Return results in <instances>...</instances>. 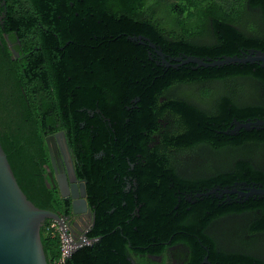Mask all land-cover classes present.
Wrapping results in <instances>:
<instances>
[{"label":"trees","instance_id":"obj_1","mask_svg":"<svg viewBox=\"0 0 264 264\" xmlns=\"http://www.w3.org/2000/svg\"><path fill=\"white\" fill-rule=\"evenodd\" d=\"M235 1L0 0V145L13 175L35 206L70 216L47 175L45 138L63 131L94 214L89 243L63 264H140L176 244L189 264H264L221 249L214 230L238 222L247 242L264 239V195L238 192L264 187V64L176 61L264 51V0ZM40 236L57 264V223Z\"/></svg>","mask_w":264,"mask_h":264},{"label":"water","instance_id":"obj_2","mask_svg":"<svg viewBox=\"0 0 264 264\" xmlns=\"http://www.w3.org/2000/svg\"><path fill=\"white\" fill-rule=\"evenodd\" d=\"M132 39H139L140 43L147 41L150 47L156 49L158 54L162 55L161 50L157 49L149 38L139 36ZM12 51L15 56H18L16 51ZM176 61H178L177 65L194 63L197 66H221L239 62H259L264 64V51L251 49L245 55L222 56L214 60L210 58L205 60L197 56H186L184 58L178 57ZM255 124L264 125V121L258 120ZM251 125L252 122L246 124L237 123L234 130H238L240 127L249 128ZM45 142L52 167V171H48L47 174L48 183H54L55 180L60 195L63 198L69 197L71 200L70 215L79 216L89 213L92 215L93 225L94 214L86 201L85 183L76 177L71 152L64 132L58 131L46 136ZM58 152H60V155H58ZM60 162H62V166ZM58 170H60V173H58ZM226 191L236 192L237 190ZM238 192L246 197L264 195V187H246L243 191ZM46 219L53 220L63 230L65 235V257L78 246L89 243L86 237L88 230L82 231L76 221L67 223L64 217L53 211L35 206L27 198L18 185L6 154L0 145V264H47L40 236L41 225ZM79 232L81 234H78Z\"/></svg>","mask_w":264,"mask_h":264},{"label":"rangeland","instance_id":"obj_3","mask_svg":"<svg viewBox=\"0 0 264 264\" xmlns=\"http://www.w3.org/2000/svg\"><path fill=\"white\" fill-rule=\"evenodd\" d=\"M230 1L236 2L235 0ZM238 9L240 11V21L244 23V27L247 30H254L259 33L261 24L258 17L250 15L243 7H239ZM189 91L193 92V89L191 88ZM198 159L204 160V157L200 156ZM260 161L263 160L260 159ZM214 230L220 245L239 251L255 252L257 255L264 257V239H259L254 243L247 242L244 239V227L242 224L238 222H224L216 226Z\"/></svg>","mask_w":264,"mask_h":264},{"label":"flooded vegetation","instance_id":"obj_4","mask_svg":"<svg viewBox=\"0 0 264 264\" xmlns=\"http://www.w3.org/2000/svg\"><path fill=\"white\" fill-rule=\"evenodd\" d=\"M58 155H60V152H58ZM60 164L62 166V162H60ZM50 167H51V164H50ZM49 171H52V167L50 168ZM58 173H60V170H58ZM53 178H54V174H53ZM51 184L52 186H57L55 180H54V183H51ZM212 191H215V190H212ZM66 198H69V197H66ZM65 220L67 223L68 222L72 223L73 221H76L82 231H85V230L89 231V229L92 226V215L89 213H84L79 216L70 215V216L65 217ZM78 234H81V233L79 232ZM219 247L225 251H239V250L225 247L220 244H219ZM252 254L257 255L255 252H252ZM143 258L144 260L140 262V264H189V249L183 244L170 245L162 254H146L143 256ZM132 263L139 264L136 262V260H132ZM201 264H215V263H212L209 260L208 255H205L203 257Z\"/></svg>","mask_w":264,"mask_h":264},{"label":"built area","instance_id":"obj_5","mask_svg":"<svg viewBox=\"0 0 264 264\" xmlns=\"http://www.w3.org/2000/svg\"><path fill=\"white\" fill-rule=\"evenodd\" d=\"M58 225V224H57ZM58 230H59V236H60V251H61V255H60V258L57 260V264H63L65 259L68 258L71 253L76 250L77 248L81 247V246H78L76 249H74L68 256H64V248H65V235L63 233V230L60 228V226L58 225Z\"/></svg>","mask_w":264,"mask_h":264}]
</instances>
